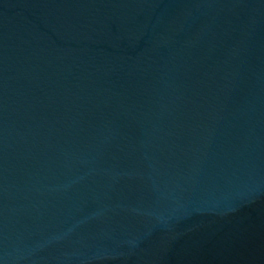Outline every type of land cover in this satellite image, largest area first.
I'll return each instance as SVG.
<instances>
[{
  "label": "water",
  "instance_id": "obj_1",
  "mask_svg": "<svg viewBox=\"0 0 264 264\" xmlns=\"http://www.w3.org/2000/svg\"><path fill=\"white\" fill-rule=\"evenodd\" d=\"M0 264H264V0H0Z\"/></svg>",
  "mask_w": 264,
  "mask_h": 264
}]
</instances>
